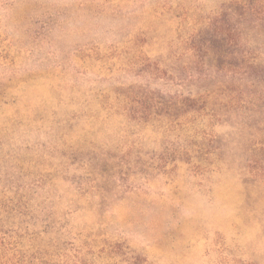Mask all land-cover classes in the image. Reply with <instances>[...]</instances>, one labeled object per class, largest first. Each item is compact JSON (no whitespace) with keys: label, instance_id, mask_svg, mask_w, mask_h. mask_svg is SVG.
<instances>
[{"label":"rangeland","instance_id":"1","mask_svg":"<svg viewBox=\"0 0 264 264\" xmlns=\"http://www.w3.org/2000/svg\"><path fill=\"white\" fill-rule=\"evenodd\" d=\"M243 3L0 0V264H264Z\"/></svg>","mask_w":264,"mask_h":264},{"label":"trees","instance_id":"2","mask_svg":"<svg viewBox=\"0 0 264 264\" xmlns=\"http://www.w3.org/2000/svg\"><path fill=\"white\" fill-rule=\"evenodd\" d=\"M242 9L245 15L264 20V0H244Z\"/></svg>","mask_w":264,"mask_h":264}]
</instances>
